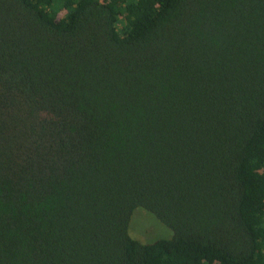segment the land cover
I'll list each match as a JSON object with an SVG mask.
<instances>
[{"label":"trees","instance_id":"trees-1","mask_svg":"<svg viewBox=\"0 0 264 264\" xmlns=\"http://www.w3.org/2000/svg\"><path fill=\"white\" fill-rule=\"evenodd\" d=\"M0 264H264V0H0Z\"/></svg>","mask_w":264,"mask_h":264},{"label":"rangeland","instance_id":"rangeland-1","mask_svg":"<svg viewBox=\"0 0 264 264\" xmlns=\"http://www.w3.org/2000/svg\"><path fill=\"white\" fill-rule=\"evenodd\" d=\"M129 236L143 244H149L159 239H169L172 232L163 226L152 214L136 209L131 216Z\"/></svg>","mask_w":264,"mask_h":264}]
</instances>
